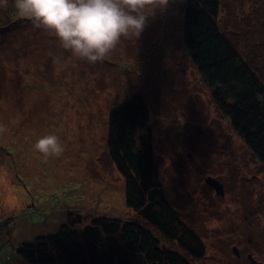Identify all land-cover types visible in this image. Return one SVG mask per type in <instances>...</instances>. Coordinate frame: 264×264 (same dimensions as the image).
I'll use <instances>...</instances> for the list:
<instances>
[{"label":"rangeland","instance_id":"rangeland-1","mask_svg":"<svg viewBox=\"0 0 264 264\" xmlns=\"http://www.w3.org/2000/svg\"><path fill=\"white\" fill-rule=\"evenodd\" d=\"M184 4L169 0L165 8L146 9L140 36L122 38L95 65L73 57L27 18L2 26L0 264H28L18 247L55 234L69 213L79 232L104 216L149 229L125 206V180L105 146L109 109L134 91L150 111L165 199L206 251L194 261L158 235L160 247L179 251L189 264H264V165L219 113L184 48ZM220 6L222 34L264 84V0H221ZM13 8L7 5L6 13L18 14ZM49 134L61 140L60 157L45 159L34 150ZM206 174L222 184L223 198L203 183ZM27 208L38 213L27 215Z\"/></svg>","mask_w":264,"mask_h":264},{"label":"trees","instance_id":"trees-1","mask_svg":"<svg viewBox=\"0 0 264 264\" xmlns=\"http://www.w3.org/2000/svg\"><path fill=\"white\" fill-rule=\"evenodd\" d=\"M8 1L12 4L7 5L14 4V0ZM220 2L185 0L183 45L219 113L264 165V105L256 99L257 92L264 93V84L222 34L218 26ZM13 11L6 13L5 7H0V30L4 31L2 26L5 30L14 27L19 15ZM106 124L105 146L108 158L125 180V206L149 229L134 220L104 216L93 218L79 232L69 213L55 234L37 236L33 244L22 243L18 256L28 264H189L187 257L194 261L204 257L202 239L181 223L161 190L151 145L150 111L142 93L134 91L112 106ZM35 213V209H26L27 215ZM76 219L80 221L81 216L76 214ZM158 235L174 241L187 257L160 247Z\"/></svg>","mask_w":264,"mask_h":264},{"label":"clouds","instance_id":"clouds-1","mask_svg":"<svg viewBox=\"0 0 264 264\" xmlns=\"http://www.w3.org/2000/svg\"><path fill=\"white\" fill-rule=\"evenodd\" d=\"M169 0H14L19 16L55 37L60 47L73 57L95 65L103 61L122 38H138L147 16L146 9L167 7ZM8 0H0L6 7ZM59 64L60 59L53 57ZM256 99L264 105V93ZM5 129L0 126V133ZM34 150L45 159L60 157L64 147L59 137L49 134L39 138Z\"/></svg>","mask_w":264,"mask_h":264},{"label":"flooded vegetation","instance_id":"flooded-vegetation-1","mask_svg":"<svg viewBox=\"0 0 264 264\" xmlns=\"http://www.w3.org/2000/svg\"><path fill=\"white\" fill-rule=\"evenodd\" d=\"M192 167V166H191ZM191 167H189V168H191ZM194 168L195 169H198L197 168V166H195L194 165ZM208 178H213L211 175H209V174H206V175H204V182L203 183H205V184H207V182H206V180L208 179ZM214 178H216L215 176H214ZM215 180H217V178L215 179ZM218 181V180H217ZM218 183L219 184H221L219 181H218ZM215 186H213V187H217V184L215 183L214 184ZM222 185V184H221ZM209 187V186H208ZM223 187V186H222ZM218 188V187H217ZM216 189V188H215ZM212 192L211 193H213L214 195H217V196H219V197H221V198H223V196H224V187H223V189H222V194H219L218 192H217V190H216V192H214V190L212 189L211 190ZM248 243H250V240L248 239ZM233 251L236 253V255H238V257L240 256L239 255V253H237V249L236 248H233Z\"/></svg>","mask_w":264,"mask_h":264},{"label":"water","instance_id":"water-1","mask_svg":"<svg viewBox=\"0 0 264 264\" xmlns=\"http://www.w3.org/2000/svg\"><path fill=\"white\" fill-rule=\"evenodd\" d=\"M206 182H207V184H209V185H211V186H213V185L216 183L217 186H218V188H217V192H218L219 194H222V189H223V187H222L221 184L218 183L217 180H215V179L213 180V178H208V179L206 180Z\"/></svg>","mask_w":264,"mask_h":264},{"label":"bare ground","instance_id":"bare-ground-1","mask_svg":"<svg viewBox=\"0 0 264 264\" xmlns=\"http://www.w3.org/2000/svg\"><path fill=\"white\" fill-rule=\"evenodd\" d=\"M29 144V143H28ZM214 179H216V178H214L213 177V180ZM207 186H209V188H211V189H213L214 190V192H216V190H217V187H213V186H211V185H209V184H206ZM216 188V189H215ZM248 260L250 261V259L248 258Z\"/></svg>","mask_w":264,"mask_h":264}]
</instances>
